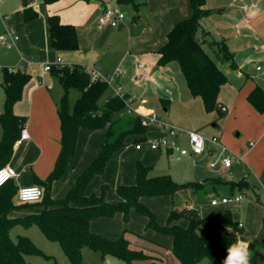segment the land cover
Listing matches in <instances>:
<instances>
[{"label":"crops","instance_id":"0c3cea01","mask_svg":"<svg viewBox=\"0 0 264 264\" xmlns=\"http://www.w3.org/2000/svg\"><path fill=\"white\" fill-rule=\"evenodd\" d=\"M189 1L136 0L139 6L135 9L131 2L124 0H57L50 4H46L44 0H34L33 9L37 11L38 16L25 20L21 0H0V7L6 11L4 15H9L8 12L13 15H9L6 20V29L13 27L20 35L16 43L8 48H15L16 55L14 54L12 64L0 63V68H10L12 65L31 75L22 98L14 105L15 113L24 117L23 128L29 133L27 139L15 144L14 153L8 162L18 172V176L13 179L17 191L21 186L37 184L38 180L44 181L54 169L61 149L58 104L64 89L52 70L45 69L46 64L59 66L58 58H61L64 65L96 67L102 75H112L120 69L116 85L126 96L133 99L132 104L139 113H157L158 109L163 108L166 118L169 119L173 111H200L205 108L201 97L192 96L190 93L178 62L158 64L159 49L166 42L168 32L178 21L191 14ZM114 6L126 14L121 28L102 24L99 20L107 7ZM130 6L137 14H129ZM205 7L210 13L203 18V30L199 34L204 40L205 49L208 46L206 41H221L233 58V64L231 61H218L227 74V81L220 88V110L217 111L226 115L227 124H233L240 131L236 133L239 137L236 140L229 138V133H223L224 140L220 138L233 152V163L229 168L221 165L217 168L211 167L210 163L217 159L219 149H215L210 142L206 144L203 153L186 155L196 157L199 172L204 180L216 178L231 181L246 178L264 192V111L256 109L248 98L256 87H260L264 92V0H206ZM51 14H58L62 22L76 27L79 44L77 49L57 50L52 47L49 33ZM2 87L4 97L0 103V113L5 100L4 86ZM222 107L225 111H222ZM157 126L160 133L153 138L166 135V130ZM146 136L148 139V129ZM129 138L133 139L129 136L126 140ZM104 139L103 129H80L76 156L69 164L75 174L73 179L81 173V170L78 172L75 169L77 162L80 161L85 168L100 151ZM153 150L176 152L164 148ZM65 178L66 175L61 180ZM210 185L217 195L220 185L230 189V197L240 194L232 189L228 182L206 184L204 189L199 191H205L207 194ZM54 186L55 183L52 185L51 195L57 198L54 195ZM15 198L18 200L17 192L14 201ZM242 199L238 202L212 205L208 196L205 203L214 207L239 205ZM15 203L21 202L18 200ZM189 204L192 205L191 202ZM182 220L179 224L186 226L187 220ZM237 222L242 223L245 229L244 222ZM131 241L135 246L150 245L136 236ZM243 242L249 244L256 241L246 238ZM156 251V255L167 252L159 248ZM167 253L169 255V252Z\"/></svg>","mask_w":264,"mask_h":264},{"label":"trees","instance_id":"16d2710c","mask_svg":"<svg viewBox=\"0 0 264 264\" xmlns=\"http://www.w3.org/2000/svg\"><path fill=\"white\" fill-rule=\"evenodd\" d=\"M46 4L57 0H44ZM131 2L135 9L139 4ZM25 20L38 16L33 9L34 0H21ZM191 14L178 21L168 32L166 42L159 49V65L172 61L178 62L192 96H200L207 111L220 110L218 94L221 86L227 81V74L218 61H231L233 58L226 45L222 42L224 52H216L213 57L204 47L200 38L203 30L202 20L210 13L205 7L206 0H190ZM49 33L51 45L57 50L77 49L78 37L76 27L61 21L58 14L49 16ZM51 70L62 83L64 94L58 104L61 126V149L54 169L43 181L38 180L44 190V196L37 202L15 203L17 187L14 180L0 187V264H34L26 259L27 254L40 252L36 244L26 235L19 234L15 241L11 229L20 224L30 227L36 224L45 236L59 241L72 264H84L83 248L89 247L101 253L103 259L113 256L122 259L126 264H166L168 253L177 260V264H199L208 258L211 264H223L228 248L240 241H246V232L232 217L227 209L222 213L203 216L190 201L176 206L175 197L180 192L196 193L203 190L206 184L230 183L232 189L240 194L252 192L257 202L261 203V189L246 178L225 181L210 178L204 181H187L178 183L171 175H151L152 165L136 161V183L119 184L115 191L120 196L118 203L106 200L110 186L102 183L99 192L88 193V188L95 175H103L110 158L127 145V138L133 137L134 142L147 140V125L138 115H121L124 102L111 96L103 105L99 100L108 85L101 80L93 79L85 67L78 65L52 66ZM5 91L3 110L0 113L2 136L0 140V167L9 162L17 140L20 137L23 116L15 113L14 105L19 101L31 75L17 68H3ZM78 89L81 94L72 109L69 105L70 89ZM251 104L264 111V92L256 87L248 96ZM81 128L105 131V139L100 151L77 176L64 197L53 198L51 188L55 181L65 177L71 160L76 156L77 141ZM168 195L171 197V208L167 222L159 224L155 213L142 201L147 196ZM134 206L137 211L147 217V228L162 235L172 237L173 244L166 247L148 238L143 233L130 231L139 239L148 242V246H135L127 238L124 230L117 239H109L92 232L90 223L94 219L113 216L118 210L124 218L129 217V209ZM25 212L24 214H13ZM187 220L182 226L179 221ZM167 252L156 255L157 249ZM257 242L249 243L252 253L250 264H258Z\"/></svg>","mask_w":264,"mask_h":264},{"label":"rangeland","instance_id":"374dc122","mask_svg":"<svg viewBox=\"0 0 264 264\" xmlns=\"http://www.w3.org/2000/svg\"><path fill=\"white\" fill-rule=\"evenodd\" d=\"M129 10L130 15L137 14V11L134 10L132 6L129 7ZM5 12V9L0 7V34H3L6 31L5 24L6 20L10 17L9 15H11V17L13 16L11 12H8L9 15H4ZM12 29L15 30L13 27ZM206 43L208 44L206 49L213 57L216 52L222 54L225 50L221 41L212 40L206 41ZM8 48L9 47L3 42H0L1 65L12 64L11 62L14 58L15 48ZM11 67L12 65H10V68ZM3 81V68H0V103L3 102L4 97L2 87ZM80 94L81 92L78 89H70L68 100L71 109ZM112 95L113 92L108 87L101 96L99 104L103 105ZM157 113L161 120L168 122L170 125L181 128L185 131H198L207 139L211 138L213 135L223 138V133L226 135L229 133V138L233 137L234 140L239 138L236 136V133L240 130H238L233 124H227L226 115L220 114L217 110L207 111L205 108H202L200 111H173L170 114L169 119L166 118V112L163 108L158 109ZM159 133L160 129L156 124H149V138L146 141L139 142V144L142 145V149L137 148L136 145L138 142L136 143L132 138H129L127 140V145L114 153L110 158L106 165L105 173L103 175L94 176L88 188V193L94 191L99 192L102 183L104 182L110 186V189L106 194V200L111 203H118L121 199L115 189L119 184L136 183V161L139 159L142 160L144 164L152 165L151 175L169 174L173 180L178 183L204 180L199 172L196 157H193L192 155L180 156L178 152L167 153L164 150H153L148 146L149 141ZM1 136L0 126V140ZM224 139L225 138H223V140ZM176 142H178L181 148L189 147L188 136L186 134H180L176 138ZM208 143L209 142H206V144ZM71 169L72 166H69L64 180L54 182V195L57 198L64 197L67 194L68 189L76 180L73 179L75 174H73ZM75 169H77L78 172H80L79 170L82 172L84 166L79 161L77 162ZM208 187L207 194L205 191H199L196 193H190L189 191L180 192L175 197L176 206L179 207L184 205L185 202L190 200L192 206H196L200 209L204 216L222 213L225 209H229L232 212L234 220L245 223L247 240L256 241L260 244H258L259 251L257 254V261L258 264H264V192L261 190V203L257 202L252 192L249 191L244 193V198L239 205L230 204L227 206L219 205L214 207L205 203L208 196H210L211 200L218 198L222 199L223 197H230L232 192L228 187H221L220 185L217 188L218 197L214 192L213 186L210 185ZM15 200V202L18 201L16 198ZM142 201L155 213L159 224L163 225L167 222L168 214L170 212L169 196H147L144 197ZM182 222H186V220L183 219ZM90 226L92 227V232L109 239H117L123 234L124 230H128L129 232H126V236L130 240H134V235L130 233V231H132L143 233L148 238L156 240L166 247H171L173 244L172 237L162 235L153 229H148L147 217L137 211L134 206L130 207L128 218H124L122 211L118 210L113 216L94 219L90 223ZM19 234L31 238L40 250L38 253L27 254L26 259L28 261L34 264H72L60 242L47 238L36 224H33L30 227H24L20 224L15 225L11 229V236L16 241ZM83 261L84 264H126L122 259L113 256H108L106 259H103L99 251L93 250L89 247L83 248ZM166 264H177L176 258L171 253L168 255ZM199 264L211 263L208 258H205Z\"/></svg>","mask_w":264,"mask_h":264},{"label":"built area","instance_id":"2783aa9c","mask_svg":"<svg viewBox=\"0 0 264 264\" xmlns=\"http://www.w3.org/2000/svg\"><path fill=\"white\" fill-rule=\"evenodd\" d=\"M126 14L119 7H107L99 20L102 24H108L112 27H119L122 25ZM20 38V35L13 30L12 28H7L6 31L0 35V42H3L7 47H12L16 41ZM57 65L64 66L62 64L61 58L57 59ZM52 65L46 64L45 69L51 70ZM11 70L17 69V67H11ZM85 69L93 77V79L101 80L106 82L108 87L113 91V96L118 97L124 102V110L121 112V115H138L141 118V121L144 125L156 124L163 127L166 130V135L153 138L149 141V147L151 149H171L178 152L180 155L186 154H201L206 149V142H210L215 149H219L218 157L215 161L210 163L211 167L217 168L221 165L224 168H229L233 163V152L221 141L218 136H212L207 139L202 134L196 131H185L181 128L170 125L169 123L160 119L159 115L155 111L149 113H139L133 106V99L126 96V94L116 85V78L121 73L120 69H117L112 75H102L98 68L90 67ZM222 111H225V108L222 107ZM180 134H186L188 136V148H181L176 142L175 138ZM29 137L27 129L22 128L17 144L21 143L24 139ZM251 145L253 143L251 142ZM138 149L142 148L141 144L136 145ZM18 176L17 170L10 165L9 163L0 167V187L13 180ZM44 196V190L40 185L30 184L24 185L18 188L17 197L20 202H37L40 201ZM243 198V194H236L232 197H223L222 199H212L210 203L212 205H218L219 203H229L231 201L238 202ZM239 226L242 227L243 224L239 223Z\"/></svg>","mask_w":264,"mask_h":264},{"label":"clouds","instance_id":"9594fccd","mask_svg":"<svg viewBox=\"0 0 264 264\" xmlns=\"http://www.w3.org/2000/svg\"><path fill=\"white\" fill-rule=\"evenodd\" d=\"M227 256L223 264H250L252 253L249 244L243 241L231 245L227 250Z\"/></svg>","mask_w":264,"mask_h":264},{"label":"water","instance_id":"95a60500","mask_svg":"<svg viewBox=\"0 0 264 264\" xmlns=\"http://www.w3.org/2000/svg\"><path fill=\"white\" fill-rule=\"evenodd\" d=\"M120 28H121V26H120Z\"/></svg>","mask_w":264,"mask_h":264}]
</instances>
